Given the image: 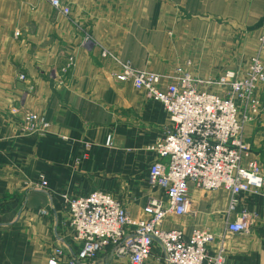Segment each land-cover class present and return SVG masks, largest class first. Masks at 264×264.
Here are the masks:
<instances>
[{
  "label": "crops",
  "instance_id": "obj_1",
  "mask_svg": "<svg viewBox=\"0 0 264 264\" xmlns=\"http://www.w3.org/2000/svg\"><path fill=\"white\" fill-rule=\"evenodd\" d=\"M64 1L69 14L47 0H0V264H48L57 246L63 260L77 253L63 194L110 193L135 219L145 217L150 196L164 197L147 181L156 158L148 147L168 116L143 90L115 79L122 63L162 75L163 85L179 70L203 80L226 70L242 77L264 34V0ZM257 95L264 102V82ZM25 110L48 126L24 133ZM243 138L264 175V107ZM40 175L47 185L34 188ZM230 196L190 185L188 211L162 227L208 228L210 256L222 247L223 264H264V185L239 193L229 214ZM241 209L253 215L249 229L228 232ZM93 264L131 263L104 248ZM144 264H167L156 242Z\"/></svg>",
  "mask_w": 264,
  "mask_h": 264
},
{
  "label": "built area",
  "instance_id": "obj_2",
  "mask_svg": "<svg viewBox=\"0 0 264 264\" xmlns=\"http://www.w3.org/2000/svg\"><path fill=\"white\" fill-rule=\"evenodd\" d=\"M63 14L70 13L64 0H47ZM19 32L16 31L15 35ZM264 34L259 38V51L249 59L244 76L224 71L210 80H203L189 71H181L172 82L162 84V75L121 64L113 73L115 79L129 82L135 89L161 103L169 124L148 149L156 158L148 168L147 181L151 187L164 191V197L150 196L142 208L145 217L133 218L123 203L110 193L92 190L83 196L63 194L74 238L80 243L77 253L67 260L55 247L47 256L48 264H93L100 250L110 248L118 257H127L131 264H144L156 242L167 264H223V248L209 255L208 243L213 233L208 228H164L169 215L181 217L188 211L190 185L199 189H224L230 192L227 212L239 205L238 194L259 191L264 185L260 161L251 156L243 138V127L260 115L264 102L257 95L264 82ZM106 56V51L101 52ZM72 58L68 65L72 64ZM19 74V79H24ZM212 85L224 87V92L211 90ZM23 132L31 133L48 123L34 111L22 114ZM110 136L106 144H110ZM46 179L40 175L34 188H45ZM42 212H45L43 210ZM253 215L241 209L235 219L228 221L230 233L247 231Z\"/></svg>",
  "mask_w": 264,
  "mask_h": 264
},
{
  "label": "rangeland",
  "instance_id": "obj_3",
  "mask_svg": "<svg viewBox=\"0 0 264 264\" xmlns=\"http://www.w3.org/2000/svg\"><path fill=\"white\" fill-rule=\"evenodd\" d=\"M223 87V86H222ZM22 114H23V112H22ZM22 121V124H23V119L21 120Z\"/></svg>",
  "mask_w": 264,
  "mask_h": 264
}]
</instances>
